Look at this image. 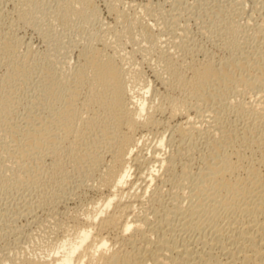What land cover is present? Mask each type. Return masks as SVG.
<instances>
[{
  "label": "bare ground",
  "instance_id": "bare-ground-1",
  "mask_svg": "<svg viewBox=\"0 0 264 264\" xmlns=\"http://www.w3.org/2000/svg\"><path fill=\"white\" fill-rule=\"evenodd\" d=\"M229 1L196 0L188 8L183 6L184 11L180 7L174 13L176 10L172 8L167 13L169 17L165 15L164 22L171 36L163 41L169 51L155 53L163 41L160 37L152 38L148 49L151 53L147 54L154 51L161 64L152 74V80H146L140 70L126 65L123 57L116 58L120 51L116 47L121 42L111 47V42L109 45L106 40L101 48L92 44L80 49L75 70L65 66L55 71L56 82L51 83L64 87L63 91L68 87L69 91L64 94H71L77 101L72 111L61 112L70 119L65 124L70 133L64 134L53 147L50 163L39 166L48 172L49 179L43 180L37 175L34 180L50 185L61 176V183L68 176L64 159H76L83 152L96 158L94 168L85 176L95 182L92 187L99 195L86 198L81 208L64 212H58L57 206L76 195L72 188L69 195L60 186L52 192L55 194L52 200L32 193L30 186H26L28 190L21 196H10L4 188L28 158L17 153L13 158L0 156V239L3 241L6 237L12 241L8 246L0 243L3 264H264V13H260L261 21L252 25V32L246 36L248 40L242 41L252 47L246 51L239 43L240 30L244 28L232 19L238 9L235 7L231 14ZM54 2L47 7L40 0H0V17L10 3L14 13L6 23L0 22V62L9 61L13 68L23 63L16 58L19 46L23 45L16 33L19 23L37 26L42 16L47 15L58 16L56 20L61 23L79 17L86 22L95 18L89 0ZM114 7L111 11L116 14L115 21L118 19L124 24V32L129 34L136 29L140 23L136 16H132L135 20L126 18L122 15L124 11L121 13ZM217 16H222L221 24H212ZM192 19L203 23L198 27L200 32L211 25L216 27L214 31L226 56L216 58V52L196 58L202 50L190 35ZM243 63L256 64L253 66L260 75L250 73L242 82L251 88L250 96L260 94V98L252 103L234 104L230 119L220 114L224 112L227 116L233 102L223 103L216 94L210 97L209 90H191V86L196 87L201 80L208 81L225 66ZM75 72L83 74L78 88L69 84ZM153 80L167 91L162 97L159 93L154 95L157 100L154 96H145L152 90ZM195 83L196 86L192 85ZM159 89H155V94ZM137 90L141 91L138 98L134 94ZM176 91L188 93L177 97L172 94ZM87 99L101 103L103 109L101 123L107 135L100 143L94 128H85L89 118L81 110ZM206 100L212 103L208 112L205 109L207 114L210 112L209 118H203L205 113L201 110ZM190 110L197 118L203 112L202 119L194 121L195 116L191 119ZM148 129L157 132L159 150L167 144L173 150L163 156V151L160 153L157 149L151 158L144 157L140 133ZM224 142L226 148L214 149ZM197 152L199 161L195 169ZM133 167L138 169L135 181L129 179ZM22 207L27 212L38 209L41 215L30 212L32 215L22 225L14 218L7 219L9 213H19Z\"/></svg>",
  "mask_w": 264,
  "mask_h": 264
},
{
  "label": "rangeland",
  "instance_id": "rangeland-1",
  "mask_svg": "<svg viewBox=\"0 0 264 264\" xmlns=\"http://www.w3.org/2000/svg\"><path fill=\"white\" fill-rule=\"evenodd\" d=\"M47 1L49 2V4L47 3ZM47 1L40 0V3L46 2L47 5L45 3L44 5L48 7L49 5L51 6L54 5L55 4L54 1L56 0L54 1L47 0ZM89 1H90V7L94 8L95 11V18L93 19V21L92 20L90 21L91 23L86 22L81 17L70 20L69 22L61 23L59 20H56L58 19L56 18L58 17L56 15H53L55 16L54 19L53 16L49 18L50 15H47L48 17L42 16L43 19L40 20L43 21L42 22L40 21L39 23L40 25L37 26H32V25L26 26L24 24L22 25L21 23H19L17 25L18 28L16 27L17 28L16 33H18V36L22 40L23 45L19 46L18 48L19 53L16 54V58L19 62H23V63L22 64L18 63V65L13 68L11 67L9 61H7V63H4L2 61L0 62V156L4 157L5 159L13 158L17 153L18 155H22L28 158L27 161L24 163V165L16 171L13 179L5 186L4 191L8 193V195L10 196L19 197L22 195V193L24 194L27 192L28 189L26 186H30L32 187V193L38 196L44 195L46 196V198L52 200L55 197V194L52 192L54 190L58 191V188L60 186H62L65 189L64 191L65 194L66 193L69 194L71 191L70 188H72L76 193V195H72L73 197H71L70 200L69 199L66 200L65 203L59 204L57 206L58 212L59 211L64 212L66 211V209L67 211H69L70 209H76V208L78 209L79 207L81 208L86 198L87 199L95 198L99 195V192L95 190L94 187H92L93 183L95 184V182L90 178H88L87 176H85V173L88 172L89 169L94 168L95 166L94 161L96 158L95 156L92 158L88 157L83 152H81V154L79 153L78 158L76 159H71V160L64 159V166H65L64 169L66 171L65 175L67 173L68 176L66 175L67 178H65L63 181L61 180L62 181L61 183H60L61 176L56 177L53 183H51L50 185H44L42 184V182L34 180V178L37 175H40L41 179L43 180L49 179L48 172L43 171L42 170L43 168L41 169L39 166L44 162H45L44 164H48V162L50 163V161L53 158V153H52L53 147L59 143V140L64 134L70 133L68 131V128L65 126L66 122H69L70 119L67 118L65 115H63L61 112L66 111L68 109L72 111L77 101L74 99L73 96H71V94H64L65 92L69 91L68 87L66 90L63 91V89H65L64 87L61 88L59 85L51 83V81L56 78L55 71H59L65 66H69L70 70L71 69L75 70L79 62L77 58V52L80 49L85 48V46L87 45L90 47L92 46V44H94L93 47L97 46L98 48H101L103 46L102 45L103 40H106V43L108 44L111 42L110 43L111 45L109 44L111 47L112 45L113 47L114 46L116 47L118 45V44L116 45V43L121 42L119 44L120 46L118 45L119 47L118 46L116 47V50L120 49V51H118L117 53L120 52L119 54L121 55L119 56L116 53V58L119 60L122 59L123 57V61L125 62V64L127 63L126 65L129 64L131 67L135 68V70H140V72H142V74L145 76V79L149 78L150 80H152L153 79L152 74L155 71L159 70L161 67L159 59L157 58L158 54L156 55L155 53H159L162 50V52L165 51L163 54H167L169 51L167 49L169 46L166 45L167 46L166 47L165 46L166 43H164L163 41L164 38L166 39L167 37L171 36L170 34L171 30L169 26L164 22L166 17H169L167 13L172 12L171 11L172 8H173L172 10L174 11L176 10V12L173 11L174 13H178L180 7L183 8L184 6L188 8V6L190 7L192 4L196 3L195 2L196 0L195 1L194 0H150V1L149 0H89ZM216 1L225 2L227 0L224 1L213 0V2ZM228 1L225 3H228ZM234 1L235 0L229 1L231 2L229 3L230 4L229 8L231 9L230 12L232 11L231 14H233L235 7L236 9H238V11L235 9L236 11L234 12H236L237 14L234 13L232 15V19L237 24V26L240 25L241 28L246 29L244 30L239 27L241 29L239 34V40L241 39L240 40L241 42H239V40L238 42L242 43L241 46H243V48H247L246 49L247 51L248 48L252 49V47L251 48L248 47L250 44L246 45L245 40L244 42L242 41L243 39L247 38L246 36H248L250 32H252L251 27L255 26L256 23H259L261 21L260 16L262 13H264V8H263L264 0L262 1L259 0L256 2L255 0H239L238 2L236 0L235 1L236 3H234ZM251 1H253V3ZM50 2L53 3L51 4ZM146 2H148V4ZM261 2L263 3V5ZM145 4H147L149 7L146 6ZM112 6L113 7L115 6L114 8L117 7L116 9L118 11H121V13L124 11L122 15H125L126 18L129 17L131 18L133 15L136 16V21L138 20L137 22L140 23L137 24V27L135 28L136 29H139L140 27L142 28H140L139 30L132 29L130 33L128 32L129 34H126L123 28L124 24L121 23L118 19L117 21H115L117 17H115L116 14H113V12L111 11V8H113ZM205 7H207V5H205ZM176 8H178V10ZM262 8L263 11L257 13V11L262 10ZM5 9H6L5 14L2 17H0L1 23L4 22L6 23L7 20L9 21L11 17L14 16L12 3L8 4V6L4 8V10ZM10 13L13 15H11ZM257 14H259V16ZM224 16L225 15H223V17ZM3 17H5L6 21ZM233 17L235 18V20ZM181 18L182 17H180L179 19ZM221 18L222 16H217V18L214 17L212 24L215 23L221 24L222 22L220 20ZM131 19L135 20V17L134 18L132 17ZM118 22H120V24H118ZM189 22H188L189 26H191L190 35L191 37L194 36L193 37L194 40L196 39L195 41L197 42L198 47L202 50V53H200L196 58H203L204 55L202 54L209 55L211 53L212 55H214L216 52L217 53L214 55L216 58L226 56L227 52H225L224 48H222V46L220 45V41H218L219 35L217 34V31L216 32L214 31L216 27L214 28L213 25H211L210 27H208L209 29L206 28V30L200 32L198 27L203 24L202 22L200 23V19L198 20L196 19L195 22L194 19H192ZM248 23H252V24L250 25ZM20 24L22 27L20 26ZM138 25H140V27ZM243 30L244 32L245 31L246 32L243 33ZM123 33L126 35L123 36L124 35ZM241 34L244 36H242ZM215 35L218 36L215 38ZM212 36L214 37V39ZM159 37L160 39H162L163 41L162 43L164 45L162 43H159L158 47H156L157 49L155 53H153L154 51H152V54H147V53H151V50L148 49L149 47H151V43H153V39L156 40V38ZM98 39L101 40L99 41ZM210 40H212L211 42L216 43V45L212 44ZM246 40H248V38ZM254 43L256 42L254 41ZM217 45H220L221 47L219 46L220 47L219 48ZM232 48H236V46H233ZM110 50L111 49L108 48V51ZM6 58L7 57H5V59ZM253 65L256 64H252L251 66H249V63H243L240 66L227 65L224 68L220 69L217 73L209 77L208 81L204 82L203 80H201L197 83L198 85L199 84L201 85L198 86L196 83L192 84L197 86L194 88L193 86H191L192 88L191 90L194 92H201L203 90L204 91L206 90L207 92V90H209L210 97L216 94V96L219 97V100L221 98V101L223 103H227L229 101L233 102L232 105L230 104L231 108L229 110L231 111L229 114H227V116L226 114H223L224 112L220 114V116L225 115V117H228L230 119L231 117H233L232 106L234 108L235 105H237L236 103L240 101H241L240 103L243 102L252 103L260 98V94L255 95L256 97L250 96L252 90H250L251 88L249 87V85L247 84L248 85L247 87V85L243 83L244 80H242L244 79V76L247 78L248 76L252 75V74L250 75V73L258 72L257 67ZM258 75H260L259 72ZM82 80H83V74H76L75 72L69 78V84L78 88L80 87ZM48 82L50 83L48 84ZM52 82H56V81L53 80ZM154 83L155 81L153 80L152 83L153 86L151 88L152 90H150L149 93L145 94L147 98H151V97L153 98V96L157 95L158 93L160 94L161 97H162L161 95L162 93L163 96L164 94L165 95L167 94V91H165L164 88H162L159 84L157 85V83L155 84ZM158 86L160 89L158 88ZM155 89L157 90L159 89L160 92L157 91V93L155 94L156 92ZM151 91H153L154 93ZM245 91L247 92L245 93ZM238 92L240 95L237 94ZM140 93L141 91L138 90L135 91L134 93L135 97L137 98L140 97L139 96L141 95ZM184 93H188V92H184ZM184 93L182 94L179 93V91L178 92L176 91L172 94L174 95L176 94L175 96L177 97L178 96L182 97L184 96ZM155 97L157 96H154V98ZM227 98H229V100ZM155 99L157 100L158 98ZM211 104L212 103L210 101L208 102L207 100L204 101V103H202L201 110L204 111L205 117H203L204 113L203 112L201 113L200 111L201 117L209 118L208 116L210 115V112L209 114H207V112L211 108L210 106ZM205 109L207 112L205 111ZM190 111H191L190 112L191 119L193 118L194 120L195 114L192 110ZM81 112L84 113L87 112L89 118L88 121H86L85 128L86 129L94 128L93 132L96 134L97 143L102 142L107 134L105 128L101 123L103 117V109L101 103H97V102L95 103L89 99L87 103H85L84 106L82 107ZM201 117L197 118V114H196L195 119L197 120L194 121H199ZM153 130L148 129L149 132L145 130L141 132L142 134L140 133L141 139L139 144L141 146L140 147L141 154L144 157L146 156L147 158L150 156L152 157L153 155L152 153L160 149V148L158 149L159 146H158L157 132ZM226 144L227 143L225 142L220 143L214 149L226 148ZM167 145L162 146L161 150L158 151L160 153L163 151L162 152L163 156H165L166 154H168V152H171L173 150L170 148L172 147L171 145H169V147ZM100 147L101 146H99L98 148ZM89 148L93 149L94 147H89ZM195 154H194V158L197 159H195L194 168L197 167L199 161V157H198L199 153L197 152ZM51 155L52 158H50ZM137 170L138 169L136 167H133L130 170L131 176L129 179L131 181L136 180L138 174ZM58 184L60 185L58 186ZM73 190L71 192H73ZM17 194L19 196H17ZM2 202L8 203V201L5 200H3ZM46 206H48V204H46ZM20 209L21 211L19 210V213L16 212L14 214L9 213L7 219L14 218L17 224L22 225L27 221V218L29 219V217L33 213L41 215V211H39L38 209L32 212L30 211L32 214L29 212V210L27 212V209H25V207H22ZM10 239L6 237L3 241L0 239V243L5 245L7 244L6 246H8L9 243L12 244V241ZM11 244L10 246H12ZM2 254H0L1 257L0 264L4 263L2 261V259L4 258L2 256L4 254L3 255Z\"/></svg>",
  "mask_w": 264,
  "mask_h": 264
}]
</instances>
